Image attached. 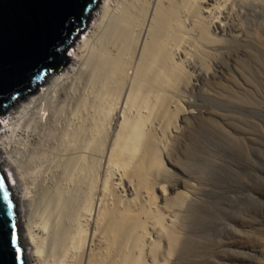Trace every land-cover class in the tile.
<instances>
[{
    "label": "bare ground",
    "instance_id": "1",
    "mask_svg": "<svg viewBox=\"0 0 264 264\" xmlns=\"http://www.w3.org/2000/svg\"><path fill=\"white\" fill-rule=\"evenodd\" d=\"M97 10L75 64L47 75L1 123L25 264H145L162 240L174 251L187 201L179 196L175 215L161 211L155 190L169 204L172 188L160 185L152 120L171 124L173 91L187 79L184 92L198 87L189 51H217V35L237 28L229 12L264 22L263 0H108Z\"/></svg>",
    "mask_w": 264,
    "mask_h": 264
},
{
    "label": "rangeland",
    "instance_id": "2",
    "mask_svg": "<svg viewBox=\"0 0 264 264\" xmlns=\"http://www.w3.org/2000/svg\"><path fill=\"white\" fill-rule=\"evenodd\" d=\"M229 14L228 23L237 28L229 26L225 37L217 35V51H189L203 74L198 87L184 92L187 79L173 91L171 124L162 115L152 120L165 181L154 177V185L172 188L169 204H162L155 190L161 211L175 215L179 196L187 203L177 215L174 251L162 240L154 258L144 251L145 264H264V22L256 16L237 21L235 12ZM92 22L89 18L69 47L66 68L75 64L79 38ZM184 111L192 114L182 122ZM9 118L0 116V127ZM175 124L179 130L173 134ZM147 227L148 239L156 240Z\"/></svg>",
    "mask_w": 264,
    "mask_h": 264
},
{
    "label": "water",
    "instance_id": "3",
    "mask_svg": "<svg viewBox=\"0 0 264 264\" xmlns=\"http://www.w3.org/2000/svg\"><path fill=\"white\" fill-rule=\"evenodd\" d=\"M101 0H0V116L70 63L69 47ZM0 264H25L13 191L3 170Z\"/></svg>",
    "mask_w": 264,
    "mask_h": 264
},
{
    "label": "snow or ice",
    "instance_id": "4",
    "mask_svg": "<svg viewBox=\"0 0 264 264\" xmlns=\"http://www.w3.org/2000/svg\"><path fill=\"white\" fill-rule=\"evenodd\" d=\"M2 188H3V178L0 177V189H2Z\"/></svg>",
    "mask_w": 264,
    "mask_h": 264
}]
</instances>
